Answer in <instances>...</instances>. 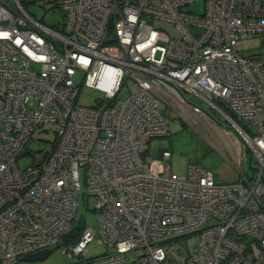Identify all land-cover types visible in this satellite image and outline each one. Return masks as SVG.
<instances>
[{
    "label": "built area",
    "instance_id": "built-area-1",
    "mask_svg": "<svg viewBox=\"0 0 264 264\" xmlns=\"http://www.w3.org/2000/svg\"><path fill=\"white\" fill-rule=\"evenodd\" d=\"M251 37L264 43V0H0V264L55 247L69 264H264V50L237 45ZM185 92L236 125L214 126L253 174L219 182L198 162L173 172L168 147L147 155L170 135L161 99L207 117ZM79 195L95 226L75 223ZM94 237L106 250L85 257Z\"/></svg>",
    "mask_w": 264,
    "mask_h": 264
},
{
    "label": "rangeland",
    "instance_id": "rangeland-1",
    "mask_svg": "<svg viewBox=\"0 0 264 264\" xmlns=\"http://www.w3.org/2000/svg\"><path fill=\"white\" fill-rule=\"evenodd\" d=\"M200 6L201 1H197L191 8L193 10H199ZM26 8L37 17L43 15V20L47 24L57 25L62 20L61 13L57 9L42 13L43 8L40 4L33 3H27ZM237 45L243 54L264 50V43H262L260 37L241 39L238 41ZM75 80L80 83V79ZM101 95L102 93L99 90L81 86L77 104L83 106L94 105L96 99ZM184 95L189 101L201 106L207 112V117L195 114L189 115L184 112L179 113L171 104L167 103L166 100L161 99L159 108L165 112V118L169 124L170 135L151 138L148 143L147 155L156 156L159 147L169 146L172 151L170 164L173 172L177 174H186L187 165L191 162H198L213 171L215 179L219 182L236 181L242 173H245L247 176L253 174L255 169L259 167L256 159L253 157L250 161L248 159L244 160L241 165L233 163L231 161V147H228L224 138L218 134L219 132H217L214 126L217 125L233 131V133L237 135L239 133L236 130V125L205 100L189 92H185ZM167 108L169 109L166 113ZM239 124L245 126L243 123ZM42 138L52 139L53 135L45 134L42 135ZM30 145L33 149L39 147L36 142L30 143ZM31 161V155L23 153L17 158V165L20 170H23ZM262 201H264V196H262ZM78 203L79 206L75 217V223L78 224L84 221L87 226H95L94 213L86 211L88 206L90 209L92 208V200L89 199L87 202L86 198L79 195ZM174 239L175 238H172V240ZM181 240L184 242L187 252H190L197 240V232L191 233L189 236H182ZM105 250L106 246L98 242V237H94L87 246L85 257L99 255ZM135 252L136 251H132L128 254V261L135 257ZM72 261V258L68 257L62 251L61 247H55L51 249L43 259H24L21 260V264H69Z\"/></svg>",
    "mask_w": 264,
    "mask_h": 264
},
{
    "label": "water",
    "instance_id": "water-1",
    "mask_svg": "<svg viewBox=\"0 0 264 264\" xmlns=\"http://www.w3.org/2000/svg\"><path fill=\"white\" fill-rule=\"evenodd\" d=\"M49 253L48 249H44L41 251H38L36 253L33 254H25L23 255L20 260H33V259H43L44 257H46V255Z\"/></svg>",
    "mask_w": 264,
    "mask_h": 264
},
{
    "label": "trees",
    "instance_id": "trees-1",
    "mask_svg": "<svg viewBox=\"0 0 264 264\" xmlns=\"http://www.w3.org/2000/svg\"><path fill=\"white\" fill-rule=\"evenodd\" d=\"M252 159H253V157H252V156H250V160H252ZM75 236H76V235H74V234H71V235L69 236V239H72V240H73V239H75Z\"/></svg>",
    "mask_w": 264,
    "mask_h": 264
},
{
    "label": "bare ground",
    "instance_id": "bare-ground-1",
    "mask_svg": "<svg viewBox=\"0 0 264 264\" xmlns=\"http://www.w3.org/2000/svg\"><path fill=\"white\" fill-rule=\"evenodd\" d=\"M237 131H239L238 129H236Z\"/></svg>",
    "mask_w": 264,
    "mask_h": 264
},
{
    "label": "crops",
    "instance_id": "crops-1",
    "mask_svg": "<svg viewBox=\"0 0 264 264\" xmlns=\"http://www.w3.org/2000/svg\"><path fill=\"white\" fill-rule=\"evenodd\" d=\"M168 148H170L169 146H167Z\"/></svg>",
    "mask_w": 264,
    "mask_h": 264
}]
</instances>
